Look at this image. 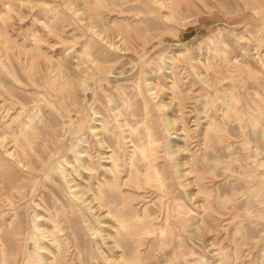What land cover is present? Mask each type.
<instances>
[{
    "label": "rangeland",
    "instance_id": "obj_1",
    "mask_svg": "<svg viewBox=\"0 0 264 264\" xmlns=\"http://www.w3.org/2000/svg\"><path fill=\"white\" fill-rule=\"evenodd\" d=\"M164 1L0 0V264H264V0Z\"/></svg>",
    "mask_w": 264,
    "mask_h": 264
},
{
    "label": "bare ground",
    "instance_id": "obj_2",
    "mask_svg": "<svg viewBox=\"0 0 264 264\" xmlns=\"http://www.w3.org/2000/svg\"><path fill=\"white\" fill-rule=\"evenodd\" d=\"M48 1V0H47ZM89 2V1H88ZM95 2V1H94ZM158 2H159V5L161 6V7H165L166 6V2L164 1V0H158ZM178 3H179V1H178ZM90 4V3H89ZM93 4V3H92ZM247 4H250V3H247ZM96 6V5H95ZM251 6V5H250ZM253 6V5H252ZM90 7V6H89ZM246 7V6H245ZM95 8V7H94ZM174 8V7H173ZM247 8V7H246ZM259 8V7H258ZM58 9V8H57ZM93 9V8H92ZM97 9V8H96ZM95 9V10H96ZM60 9H58V11H59ZM98 10V9H97ZM3 11V10H2ZM153 11V10H152ZM263 11V10H262ZM155 12V11H154ZM82 13L84 14L85 12L82 10ZM153 13V12H152ZM170 15V14H169ZM101 16V15H100ZM102 18V17H101ZM160 18V17H159ZM79 27V26H78ZM81 29V28H80ZM261 30H263V29H261ZM102 32H100L99 33V36H102V34H101ZM263 34V33H262ZM85 35V34H84ZM264 35V34H263ZM86 37V36H85ZM90 37V36H89ZM124 37V36H123ZM126 38V37H125ZM89 40V39H88ZM130 46V45H129ZM222 46V45H221ZM101 47H103V46H101ZM108 47V46H107ZM104 48V47H103ZM117 48V47H116ZM224 49H225V47H224ZM215 52V51H214ZM217 52H219V51H217ZM46 53V52H45ZM126 53V52H125ZM226 53V52H225ZM77 54V53H76ZM32 55V54H31ZM34 55H37V54H34ZM220 55V54H219ZM109 56V55H108ZM114 56V55H113ZM215 56H217V55H215ZM264 57V56H263ZM13 58V57H12ZM48 58V57H47ZM14 59V58H13ZM48 60V59H47ZM57 60H59V59H57ZM14 61V60H13ZM71 61H72V59H71ZM264 61V60H263ZM226 62V61H225ZM234 62V61H233ZM21 63V62H20ZM238 64V63H237ZM236 63H235V65H237ZM229 65V64H228ZM238 65H240V64H238ZM261 65V64H260ZM32 66V65H31ZM241 66V65H240ZM245 66V65H244ZM254 66V65H253ZM33 67H35V66H33ZM238 67V66H237ZM30 68V67H29ZM211 68V67H210ZM231 68V67H230ZM3 69V68H2ZM31 69V68H30ZM227 69V68H226ZM258 69V68H257ZM19 70V69H18ZM34 70V69H33ZM37 70V69H36ZM35 70V71H36ZM229 70V69H228ZM236 70V69H235ZM264 70V69H263ZM1 71V70H0ZM39 71V70H38ZM231 71V70H230ZM239 71V70H238ZM4 72H5V70H4ZM12 72V71H11ZM31 72V71H30ZM233 72V71H232ZM262 72V71H261ZM33 73H35V72H33ZM37 73V72H36ZM43 73V72H42ZM228 73V72H227ZM238 73V72H237ZM262 73H264V71L262 72ZM241 74V73H240ZM242 74H243V72H242ZM93 75V74H92ZM235 75H236V73H235ZM9 76V75H8ZM7 76V77H8ZM15 76V75H14ZM22 76V75H21ZM107 76H109V75H107ZM111 76V75H110ZM231 76V75H230ZM249 76V75H248ZM6 76L4 77V78H7ZM36 77H37V75H36ZM40 77V76H39ZM93 77H94V75H93ZM97 77H99V76H97ZM238 77H240V76H238ZM38 78V77H37ZM42 78V77H41ZM56 78V77H55ZM54 78V79H55ZM140 77H138V79H139ZM98 79V78H97ZM56 80V79H55ZM136 80V79H135ZM17 81V80H16ZM28 81V80H27ZM52 81V80H51ZM134 81V80H133ZM85 82V81H84ZM173 82H175V81H173ZM195 82V81H194ZM232 82V81H231ZM236 82V81H235ZM80 83H82L81 81H80ZM172 83V82H171ZM29 84V83H28ZM137 84V83H136ZM177 84H179V83H177ZM203 84H204V82H203ZM225 84V83H224ZM227 84V83H226ZM52 85V84H51ZM230 85V84H229ZM50 86V85H49ZM222 86V85H221ZM106 87V86H105ZM105 87H103V88H105ZM173 87V86H172ZM65 88V87H64ZM83 88V87H82ZM81 88V89H82ZM136 88V87H135ZM177 88V87H176ZM175 88V89H176ZM254 88V87H253ZM62 89H63V86H62ZM61 89V90H62ZM67 89V88H66ZM85 89V88H84ZM198 89V88H197ZM202 89V88H201ZM236 89V88H235ZM241 89H242V87H241ZM88 90V89H87ZM137 90V89H136ZM174 90V89H173ZM177 90V89H176ZM176 90L174 91V93H176ZM203 90V89H202ZM223 90V89H222ZM58 91V90H57ZM102 91V90H101ZM218 91V90H217ZM85 92H86V90H85ZM98 92V91H97ZM220 92V91H219ZM234 92V91H233ZM178 93V92H177ZM25 94V93H24ZM28 94V93H27ZM26 94V95H27ZM149 94V93H148ZM230 94V93H229ZM109 95V94H108ZM180 95V94H179ZM219 95V94H218ZM224 95V94H223ZM230 95H232V94H230ZM177 96V95H176ZM40 97V96H39ZM181 97V96H180ZM207 97H208V95H207ZM223 97V96H222ZM90 98V97H89ZM149 98H151V97H149ZM174 98V97H173ZM199 98V97H198ZM209 98H211V97H209ZM227 98V97H226ZM39 99V98H38ZM56 99V98H55ZM184 99V98H183ZM229 99V98H228ZM37 100V99H36ZM107 100V99H106ZM126 100L128 101V99L126 98ZM150 100V99H149ZM179 100H180V98H179ZM231 100H232V98H231ZM233 100H234V98H233ZM31 101V100H30ZM154 101V100H153ZM212 101V100H211ZM8 103V102H7ZM182 103V102H181ZM181 103L179 104V105H181ZM236 103V102H235ZM128 104V103H127ZM231 104V103H230ZM239 104V103H238ZM237 104V105H238ZM14 105V104H13ZM114 105V104H113ZM183 105V104H182ZM3 106V105H2ZM1 106V107H2ZM54 106V105H53ZM143 106V105H142ZM40 107V106H39ZM94 107V106H93ZM227 107V106H226ZM250 107V106H249ZM15 108V107H14ZM54 108H55V106H54ZM79 108V107H78ZM155 108H157V107H155ZM234 108V107H233ZM254 108V107H253ZM48 109V108H47ZM52 109V108H51ZM72 109V108H71ZM77 109V108H76ZM110 109V108H109ZM121 109V108H120ZM152 109V108H151ZM206 109V108H205ZM230 109H232V108H230ZM26 110V109H25ZM29 110V109H28ZM32 110V109H31ZM53 110V109H52ZM192 110V109H191ZM228 110V109H227ZM257 110V109H256ZM104 111V110H103ZM123 111V110H122ZM236 111V110H235ZM23 112H24V110H23ZM34 112V111H33ZM95 112H97V111H95ZM227 112V111H226ZM240 112V111H239ZM246 112V111H245ZM38 113V112H37ZM57 113V112H56ZM70 113V112H69ZM107 113V112H106ZM105 113V114H106ZM144 113V112H143ZM160 113V112H159ZM162 113V112H161ZM160 113V114H161ZM217 113V112H216ZM229 113V112H228ZM227 113V114H228ZM31 114V113H30ZM78 114V113H77ZM83 114H84V112H83ZM104 114V115H105ZM121 114V113H120ZM154 114V113H153ZM32 115V114H31ZM63 115V114H62ZM115 115H116V117H119L120 115L119 114H116L115 113ZM168 115V114H167ZM222 115H224V114H222ZM16 116V115H15ZM96 116V115H95ZM106 116V115H105ZM108 116V115H107ZM176 116H177V114H176ZM210 116V115H209ZM244 116V115H243ZM38 117V116H37ZM40 117V116H39ZM121 117V116H120ZM143 117V116H142ZM193 117V116H192ZM205 117V116H204ZM217 117H218V115H217ZM233 117V116H232ZM237 117V116H236ZM86 118V117H85ZM210 118H211V116H210ZM234 118V117H233ZM240 118V117H239ZM243 118V117H242ZM30 119V118H29ZM40 119V118H39ZM134 119V118H133ZM132 119V120H133ZM219 119V118H218ZM227 119V118H226ZM230 119V118H229ZM255 119V118H254ZM7 120V119H6ZM25 120V119H24ZM106 120V119H105ZM213 120V119H212ZM211 120V121H212ZM231 120V119H230ZM233 120V119H232ZM9 121V120H8ZM32 121V120H31ZM92 121V120H91ZM103 121V120H102ZM131 121V120H130ZM215 121V120H214ZM220 121V120H219ZM238 121V120H237ZM242 121V120H241ZM253 121V120H252ZM1 122V121H0ZM38 122H39V120H38ZM98 122V121H97ZM113 122V121H112ZM216 123H217V121H215ZM247 122V121H246ZM28 123H29V121H28ZM28 123H23V124H21L19 127H18V129L16 130V132H15V143H16V145H21L20 143H19V136L22 134V135H24V137H25V139H27V134H26V129L28 130V128H27V125H28ZM32 123V122H31ZM89 123V122H88ZM94 123V122H93ZM100 123V122H99ZM98 123V124H99ZM149 123H151V122H149ZM148 123V124H149ZM168 123L169 124H172L173 123V120H172V118H170L169 120H168ZM224 123V122H223ZM222 123V124H223ZM227 123H229V122H227ZM235 123H236V121H235ZM234 123V124H235ZM78 124V123H77ZM107 124V123H106ZM117 124V123H116ZM118 124L121 126V128H124V127H126L127 126V121L125 120V121H122L121 119L120 120H118ZM134 124H136V123H134V121H133V125ZM161 124V123H160ZM163 124V123H162ZM191 124V123H190ZM195 124V123H194ZM193 124V125H194ZM218 124V123H217ZM251 124V123H250ZM8 125V124H7ZM6 125V126H7ZM30 125V124H29ZM35 125V124H34ZM80 125V124H79ZM105 125V124H104ZM131 125V124H130ZM129 125V126H130ZM132 125V126H133ZM185 125H187V124H185ZM219 125V124H218ZM226 125H228V124H226ZM229 125H231L230 123H229ZM238 125V124H237ZM253 125V124H252ZM38 126V125H37ZM62 126H64V125H62ZM76 126V125H75ZM78 126V125H77ZM100 126V125H99ZM102 126V125H101ZM148 126V125H147ZM162 126H164V125H162ZM207 126V125H206ZM4 127V126H3ZM84 127V125H80V128H79V130H78V132L79 131H81V129ZM89 127V126H88ZM115 127H116V125H115ZM189 127V126H188ZM216 127H218V126H216ZM224 127H225V125H224ZM224 127H222V128H224ZM240 127V126H239ZM264 127V126H263ZM7 128H10V127H7ZM104 128V127H103ZM110 128V127H109ZM165 128V127H164ZM163 128V129H164ZM192 128V127H191ZM211 128V127H210ZM213 128V127H212ZM211 128V129H212ZM221 128V129H222ZM235 128H238L237 126L235 127ZM245 128V127H244ZM4 129V128H3ZM90 129L94 132V131H96V130H98V127L95 125V124H91L90 125ZM161 129H162V127H161ZM219 129H220V127H219ZM130 130V129H129ZM166 130V129H165ZM186 130H187V128H186ZM223 130V129H222ZM8 131V130H7ZM108 131V130H107ZM134 131V130H133ZM145 131V130H144ZM188 131V130H187ZM208 131V130H207ZM212 131H214V130H212ZM240 131V130H239ZM11 132V131H10ZM135 132V131H134ZM209 132V131H208ZM211 132V131H210ZM209 132V133H210ZM242 132V131H241ZM253 132V131H252ZM9 133V132H8ZM108 133V132H107ZM131 133H133V132H131ZM169 133V132H168ZM208 133V134H209ZM217 133V132H216ZM237 133V132H236ZM235 133V134H236ZM240 133V132H239ZM14 134V133H13ZM83 134V133H82ZM135 134V133H134ZM205 134H207V133H205ZM205 134H204V136H205ZM97 135V134H96ZM111 135V134H110ZM133 135V134H132ZM161 135V134H160ZM211 135V134H210ZM214 135V134H213ZM217 135V134H216ZM219 135V134H218ZM240 136H242L241 134H239ZM239 135H238V137H239ZM261 134H259V136H260ZM135 136H137L136 134H135ZM180 136V135H179ZM227 136H229V135H227ZM81 137V136H80ZM84 137V136H83ZM112 137V136H111ZM132 137V136H131ZM207 137V136H206ZM218 137V136H217ZM220 137V136H219ZM262 138H264V134H262V136H261ZM124 138L126 139V138H128L127 136H124ZM133 138H135V137H133ZM138 138H139V136H138ZM138 138H135V140L136 139H138ZM161 138V137H160ZM212 138H213V136H212ZM220 138H222V136L220 137ZM251 138V137H250ZM93 139V138H92ZM215 139V138H214ZM258 139V138H257ZM116 140V139H115ZM134 140V139H133ZM98 141L100 142V144L101 145H104L106 142H104V139H102V138H99L98 139ZM211 141V140H210ZM216 141V140H215ZM219 141V140H218ZM204 142V141H203ZM246 143H247V141H245ZM24 143V142H23ZM80 143V142H79ZM84 143V142H83ZM206 145H208L207 144V142H204ZM218 143V142H217ZM216 143V144H217ZM71 144V143H70ZM81 144V143H80ZM147 144V143H146ZM181 144H183V143H181ZM187 144V143H186ZM211 144V143H210ZM220 144V143H219ZM218 144V145H219ZM173 145V144H172ZM191 145V144H190ZM236 145V144H235ZM246 145V144H245ZM244 145V146H245ZM247 145H249V143L247 144ZM246 145V146H247ZM255 145V144H254ZM84 146V145H83ZM91 146V145H90ZM132 146L134 147V148H136V146L134 145V144H132ZM148 146V145H147ZM183 146V145H182ZM116 147V146H115ZM150 147V146H149ZM179 147V146H178ZM185 147V146H184ZM225 147V146H224ZM224 147H222V148H224ZM248 147V146H247ZM255 147V146H254ZM166 148V147H165ZM172 148V147H171ZM203 148H204V146H203ZM213 148V147H212ZM212 148H210V149H212ZM89 149V148H88ZM157 149V148H156ZM187 149V148H186ZM196 149V148H195ZM219 149V148H218ZM255 149V148H254ZM253 149V150H254ZM117 150H119V149H117ZM248 150V149H247ZM252 150V149H251ZM252 150V151H253ZM73 151V150H72ZM137 151H139V150H137ZM136 151V152H137ZM225 151V150H224ZM232 151H235L234 149L233 150H231V152ZM106 152V151H105ZM129 152V151H128ZM203 152V151H202ZM211 152V151H210ZM227 152V151H226ZM229 152V151H228ZM231 152L229 153V154H231ZM236 152V151H235ZM254 152V151H253ZM255 152H257L256 150H255ZM109 153V152H108ZM140 153V152H139ZM248 153H249V151H248ZM8 154L10 155V156H12V157H17L18 155H16V153H15V151H11V152H8ZM130 154H132V153H130ZM134 154V153H133ZM141 154V153H140ZM139 154V155H140ZM161 154V153H160ZM159 154V155H160ZM264 154V153H263ZM155 155V154H154ZM191 155V154H190ZM237 155V154H236ZM116 155H115V153H114V151L112 152V156H111V158L113 159V167H115V168H118L120 165H119V163H118V160H117V157H115ZM131 156V155H130ZM249 156V155H248ZM259 156V155H258ZM61 157V156H60ZM123 157V156H122ZM186 157H187V155H186ZM202 157V156H201ZM250 157V156H249ZM260 157V156H259ZM3 158V157H2ZM87 158V157H86ZM97 158V157H96ZM125 158V157H124ZM133 158V157H132ZM137 158V157H136ZM197 158V157H196ZM251 158V157H250ZM4 159V158H3ZM89 159V158H88ZM129 159V158H128ZM169 159V158H168ZM191 159V158H190ZM208 159V158H207ZM209 159H211V158H209ZM230 159V158H229ZM252 159V158H251ZM139 160V159H138ZM151 160V159H150ZM193 160V159H192ZM214 160V159H213ZM217 160V159H216ZM76 161V160H75ZM133 161H134V159H133ZM156 161V160H155ZM194 161V160H193ZM260 161V160H259ZM154 162V161H153ZM188 162H190V161H188ZM203 162V161H202ZM204 162H205V160H204ZM212 162V161H211ZM210 162V163H211ZM250 162V161H249ZM261 162V161H260ZM5 163V162H4ZM3 163V164H4ZM8 163H10V162H8ZM18 163V162H17ZM22 163V162H21ZM41 163V162H40ZM67 163V162H66ZM1 164V163H0ZM68 164V163H67ZM75 164H76V162H75ZM80 164V163H79ZM78 164V165H79ZM165 164V163H164ZM169 164V163H168ZM199 164V163H198ZM203 164V163H202ZM206 164V163H205ZM213 164H215V163H213ZM263 164V163H262ZM53 165V164H52ZM84 166H85V168L86 169H88L89 171H93L95 168V166L94 165H92V164H90V163H87L86 162V160L84 161V164H83ZM151 165V164H150ZM149 165V166H150ZM200 165V164H199ZM207 165H210V164H207ZM207 165H205V166H207ZM220 165V164H219ZM251 165H253V164H251ZM133 166V165H132ZM152 166V165H151ZM196 166H198V165H196ZM196 166H195V168H196ZM201 166V165H200ZM212 166H214V165H212ZM217 167H218V165H216ZM216 166L215 167H213V168H216ZM260 166H262V165H260ZM67 167V166H66ZM70 167V166H69ZM130 167V166H129ZM139 167H140V165H139ZM257 167V166H256ZM4 168V167H3ZM16 168V167H15ZM51 168V167H50ZM79 168H81V167H79ZM132 168H134V167H132ZM158 168V167H157ZM192 168V167H191ZM202 168V167H201ZM201 168H199V170L201 169ZM204 168V167H203ZM211 168V167H210ZM246 168H247V166H246ZM254 168V167H253ZM58 169V168H57ZM72 169V168H71ZM82 169V168H81ZM144 169V168H143ZM150 169V168H149ZM17 170H18V168H17ZM80 170V169H79ZM134 170V169H133ZM206 170L207 169H203L202 170V172L201 173H203V171H205L206 172ZM209 170V169H208ZM211 170H213V169H211ZM216 170V169H215ZM20 171V170H19ZM62 171H64V175L65 176H67L66 174H65V170H62ZM136 171V170H135ZM151 171H153V170H151ZM194 171V170H193ZM201 171V170H200ZM250 171V170H249ZM255 171V170H254ZM21 172H22V170H21ZM111 172L113 173V176L112 177H114V185H116L117 184V182H118V174H116V172H118L117 171V169H112L111 170ZM138 172V171H137ZM154 172V171H153ZM199 172V171H198ZM204 172V173H205ZM210 172V171H209ZM215 172V171H214ZM129 173V172H128ZM161 173H162V171H161ZM200 173V172H199ZM207 173V172H206ZM212 173H213V171H212ZM252 173H253V171H252ZM256 173V172H255ZM24 174V173H23ZM57 174V173H56ZM251 174V173H250ZM249 174V175H250ZM60 175V174H59ZM133 175H135V174H133ZM251 175H254V174H251ZM256 175V174H255ZM57 176V175H56ZM71 176V175H70ZM103 176V175H102ZM107 176V175H106ZM140 177V176H139ZM199 177H201V176H199ZM249 177V176H248ZM256 177V176H255ZM65 178V177H64ZM88 178V177H87ZM110 178V177H109ZM154 178H155V176H154ZM195 178H198V177H195ZM194 178V179H195ZM201 178H203V177H201ZM254 178V177H253ZM46 179H47V177H46ZM66 179V178H65ZM68 179V178H67ZM77 179V178H76ZM96 179V178H95ZM127 179H128V181L130 180V178H126V182H127ZM198 179H200V178H198ZM197 179V180H198ZM247 179H249V178H247ZM41 180H42V178H41ZM45 180V179H44ZM86 180V179H85ZM108 180V179H107ZM174 180V179H173ZM196 180V179H195ZM249 180H251V179H249ZM124 181V182H125ZM145 181V180H144ZM68 182H69V180H68ZM101 182V181H100ZM104 182H106V181H104ZM131 182V181H130ZM197 182H199V181H197ZM201 182V181H200ZM47 183H48V181H47ZM90 183V182H89ZM107 183V182H106ZM262 183V182H261ZM81 184V183H80ZM127 184V183H126ZM154 184V183H153ZM176 184V183H175ZM264 184V183H263ZM51 185H53L52 183H51ZM103 185V184H102ZM106 185V184H105ZM123 185V184H122ZM134 185V184H133ZM208 185V184H207ZM219 185V184H218ZM54 186V185H53ZM137 186V185H136ZM136 186H135V188H136ZM147 186V185H146ZM198 186H200V185H198ZM201 186H203V185H201ZM205 186V185H204ZM129 187V186H128ZM210 187V186H209ZM249 187V186H248ZM254 187V186H253ZM262 187H263V185H262ZM39 188V187H38ZM91 188V187H90ZM98 188V187H97ZM200 188V187H199ZM208 188V187H207ZM252 188V187H251ZM255 188V187H254ZM252 189V190H257V187H256V189ZM107 189V188H106ZM198 189V188H197ZM231 189V188H230ZM247 189V188H246ZM90 190V189H89ZM124 190V189H123ZM161 190H162V188H161ZM181 190V189H180ZM208 190V189H207ZM71 190H69V192H70ZM182 191V190H181ZM199 191V190H198ZM204 191V190H203ZM213 191H215V190H213ZM221 191V190H220ZM219 191V192H220ZM264 191V190H263ZM263 191H261L262 193H264ZM99 192V191H98ZM209 192V191H208ZM211 192V191H210ZM231 192V191H230ZM252 192H254V191H252ZM258 192H259V190H258ZM61 193V192H60ZM100 193H102V192H100ZM115 193H117V192H115ZM125 193V192H124ZM206 193H207V191H206ZM213 193V192H212ZM249 193V192H248ZM261 193V194H262ZM63 194V193H62ZM74 194V196L76 197V198H81V196H79V194H78V192H74L73 193ZM108 194H111L110 192L108 193ZM214 194V193H213ZM212 194V195H213ZM220 194H222V193H220ZM260 194V193H259ZM115 195H117V194H115ZM209 195V194H208ZM217 195V194H216ZM253 196H254V193L252 194ZM256 195V194H255ZM42 196V195H41ZM62 196V195H61ZM73 196V195H72ZM133 196V195H132ZM141 196V195H140ZM191 196V195H190ZM203 196V195H202ZM214 196V195H213ZM222 196V195H221ZM248 196V195H247ZM250 196V195H249ZM47 197V196H46ZM95 197V196H94ZM222 197H224V195L222 196ZM226 197V196H225ZM229 197V196H228ZM257 197V199H258V195L256 196ZM255 197V198H256ZM260 197V196H259ZM43 198V197H42ZM101 198V197H100ZM117 198V197H116ZM186 198V197H185ZM204 198V197H203ZM252 198V197H251ZM67 199V198H66ZM96 199V198H95ZM118 199V198H117ZM144 199V198H143ZM218 199V198H217ZM249 199V198H248ZM31 200V199H30ZM74 200V199H73ZM173 200V199H172ZM260 200V199H259ZM65 201V200H64ZM75 201V200H74ZM78 201V200H77ZM96 201V200H95ZM216 201V200H215ZM254 201H256V200H254ZM258 201V200H257ZM260 201H262V199L260 200ZM79 202V201H78ZM155 202V201H154ZM246 202V201H245ZM32 203V202H31ZM151 203V202H150ZM149 203V204H150ZM182 203V202H181ZM190 203V202H189ZM213 203V202H212ZM211 203V204H212ZM214 203H216L217 204V202H214ZM263 203V202H262ZM34 204V203H33ZM99 204V203H98ZM171 204H174L173 202L171 203ZM257 204V203H256ZM261 204V203H260ZM36 205V204H35ZM259 205V204H258ZM19 206V205H18ZM26 206H28V205H26ZM39 206V205H38ZM98 206H100V205H98ZM110 206V205H109ZM191 206V205H190ZM210 206V205H209ZM217 206V205H216ZM215 206V207H216ZM23 207V206H22ZM37 207V206H36ZM56 207V206H55ZM101 207V206H100ZM38 208V207H37ZM130 208V207H129ZM165 208H167V207H165ZM188 208V207H187ZM82 209V208H81ZM172 209H173V207H172ZM194 209V208H193ZM15 210V209H14ZM18 210V209H17ZM30 210V209H29ZM39 210V209H38ZM41 210H43V209H41ZM56 210V209H55ZM124 210V209H123ZM126 210V209H125ZM141 210V209H140ZM207 210H209V209H207ZM215 210V209H214ZM218 210V209H217ZM5 211V210H4ZM20 211H22V210H20ZM31 211V210H30ZM70 211V210H69ZM206 211V210H205ZM251 211H253V210H251ZM250 211V212H251ZM8 212V211H7ZM6 212V213H7ZM19 212V211H18ZM24 212V211H23ZM22 212V213H23ZM71 212V211H70ZM190 212H191V210H190ZM204 212V211H203ZM208 212L209 211H207L206 213L208 214ZM218 212H220V210L218 211ZM1 213V212H0ZM12 213H14V211L12 212ZM16 213V212H15ZM20 213V212H19ZM46 213V212H45ZM135 213V212H134ZM167 213H168V211H167ZM211 213V212H210ZM18 214V213H17ZM107 214V213H106ZM137 214V213H136ZM142 214H143V212H142ZM11 215V214H10ZM9 215V216H10ZM90 215V214H89ZM108 215H110V214H108ZM135 215V214H134ZM168 215V214H167ZM2 216V215H1ZM111 216V215H110ZM119 216V215H118ZM203 216H205V215H203ZM207 216V215H206ZM21 217H22V215H21ZM30 217H31V215H30ZM48 217H49V215H48ZM56 216H54V218H55ZM65 217L67 218V216L65 215ZM168 217V216H167ZM208 217V216H207ZM23 218V217H22ZM138 218V217H137ZM225 218H227V217H225ZM3 219V218H2ZM15 219V218H14ZM36 219V218H35ZM49 219V218H48ZM210 219V218H209ZM37 220V219H36ZM67 220H69V219H67ZM140 220V219H139ZM121 221V220H120ZM157 221H158V219H157ZM162 221V220H161ZM198 221V220H197ZM49 222H51V221H49ZM136 222V221H135ZM138 222V221H137ZM140 222V221H139ZM149 222V221H148ZM156 222V221H155ZM176 222V221H175ZM204 222V221H203ZM44 223V222H43ZM145 223V222H144ZM174 223V222H173ZM205 223H206V221H205ZM214 223V222H213ZM52 224H53V222H52ZM51 224V225H52ZM59 224V223H58ZM97 224V223H96ZM119 224V223H118ZM140 224V223H139ZM155 224V223H154ZM165 224V223H164ZM70 225V224H69ZM147 225V224H146ZM197 227H198V225H196ZM52 227V226H51ZM59 227V226H58ZM116 227H117V225H116ZM149 227V226H148ZM103 228V227H102ZM122 228V227H121ZM120 228V229H121ZM142 228V227H141ZM216 228V227H215ZM22 229V228H21ZM24 229V228H23ZM22 229V230H23ZM108 229V228H107ZM114 229V228H113ZM237 229V228H236ZM35 230L37 231V229L35 228ZM51 230V229H50ZM49 230V231H50ZM115 230V229H114ZM144 230V229H143ZM147 230V229H146ZM151 230V229H150ZM212 230V229H211ZM48 231V232H49ZM53 231V230H52ZM61 231V230H60ZM102 231V230H101ZM111 231V230H110ZM120 231V230H119ZM152 231V230H151ZM151 231H150V233H151ZM62 232V231H61ZM122 232V231H121ZM139 232V231H138ZM143 232H145V231H143ZM161 232V231H160ZM178 232V231H177ZM181 232V231H180ZM50 233V232H49ZM57 233H59V232H57ZM142 233V232H141ZM150 233H148V234H150ZM30 234V233H29ZM72 234V233H71ZM139 234V233H138ZM146 234V233H145ZM154 234V233H153ZM73 235V234H72ZM116 235V234H115ZM142 235H143V233H142ZM52 236V235H51ZM57 236V235H56ZM55 236V238H57ZM63 236V235H62ZM118 236V235H117ZM108 237H109V235H108ZM110 237L112 238V236L110 235ZM139 237V236H138ZM145 237V236H144ZM161 237H163V236H161ZM161 237H159V238H161ZM180 237V236H179ZM32 238V237H31ZM53 238V237H52ZM164 238V237H163ZM166 238V237H165ZM61 239V238H60ZM68 239V238H67ZM113 239V238H112ZM150 239V238H149ZM148 239V240H149ZM155 239V238H154ZM167 239V238H166ZM165 239V240H166ZM36 240V239H35ZM38 240H40V238L38 239ZM42 240V239H41ZM140 240V239H139ZM156 240V239H155ZM193 240V239H192ZM59 241V240H58ZM115 241V240H114ZM33 242H35V241H33ZM53 242H55V240L53 241ZM74 242H75V239H74ZM121 242H124V241H121ZM153 243H154V241H152ZM156 242V241H155ZM159 242V241H158ZM161 242V241H160ZM24 243V242H23ZM65 243V242H64ZM101 243V242H100ZM215 243V242H214ZM199 244V243H198ZM58 246L60 245V244H57ZM56 245V246H57ZM75 245V244H74ZM78 245V244H77ZM134 245V244H133ZM2 246H3V244H2ZM61 247H62V245H60ZM63 246H66V245H63ZM118 247H119V245H118ZM117 247V248H118ZM203 247V246H202ZM39 248H41V246L39 247ZM59 249H61L62 250V248H60V247H58ZM78 248V247H77ZM105 248V247H104ZM24 249V248H23ZM54 249V248H53ZM58 249V250H59ZM76 249V248H75ZM64 250V249H63ZM70 250V249H69ZM81 250V249H80ZM128 250V249H127ZM138 250H139V248H138ZM150 250V249H149ZM1 251H3V250H1ZM64 251H66V250H64ZM72 251V250H71ZM77 251V250H76ZM79 251V250H78ZM77 251V252H78ZM33 252V251H32ZM57 252H59V251H57ZM67 252V251H66ZM82 252H83V250H82ZM120 252V251H119ZM123 251H121V253H122ZM129 252V251H128ZM134 252V251H133ZM234 252V251H233ZM30 253V252H29ZM36 252H34V254H35ZM54 253V252H53ZM124 253V252H123ZM127 253V252H126ZM239 253V252H238ZM1 254V253H0ZM4 254V253H3ZM37 254H38V252H37ZM59 254H61V253H59ZM119 254V253H118ZM131 254V253H130ZM129 254V255H130ZM233 254V256L235 257V254L234 253H232ZM2 255V254H1ZM64 255V254H63ZM113 255V254H112ZM127 255V254H126ZM133 255H134V253H133ZM143 255V254H142ZM146 255V254H145ZM204 255H206V254H204ZM66 256V255H65ZM82 256H84V255H82ZM110 256V255H109ZM120 256H122V254L120 255ZM123 256H124V254H123ZM135 256H137V255H135ZM228 256V255H227ZM4 257V256H3ZM50 257V256H49ZM61 257V256H60ZM128 257V256H127ZM133 257V256H132ZM143 257V256H142ZM231 257V256H230ZM72 258V257H71ZM79 258H81V256H79ZM94 258V257H93ZM131 258V257H130ZM137 258V257H136ZM6 259V258H5ZM133 259V258H132ZM197 259V258H196ZM199 259V258H198ZM230 259V258H229ZM232 259V258H231ZM234 259H236V258H234ZM2 260H3V258H2ZM55 260V259H54ZM57 260H59V259H57ZM63 260H65V259H63ZM81 260V259H80ZM13 261V260H12ZM51 261V260H50ZM70 261H72L71 259H70ZM75 261V260H74ZM83 261H84V259H83ZM126 261H128V259H126ZM81 262V261H80ZM138 262V261H137ZM50 263V262H49ZM66 263V262H65ZM71 263V262H70ZM83 263V262H82ZM129 263V262H128ZM135 264H136V261L134 262ZM134 263H132V264H134ZM21 264V263H20ZM26 264V263H25ZM28 264H46L45 263V260L43 259V257L40 255V254H38V256H37V258H35V259H31L30 257H28ZM52 264V263H51ZM57 264V263H56ZM63 264V263H62ZM76 264V263H75ZM84 264H85V262H84ZM139 264V263H138Z\"/></svg>",
    "mask_w": 264,
    "mask_h": 264
}]
</instances>
